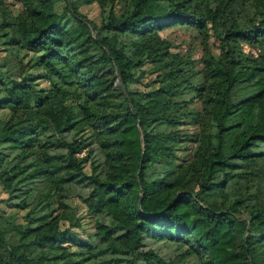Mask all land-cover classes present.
Returning <instances> with one entry per match:
<instances>
[{"label": "trees", "instance_id": "trees-1", "mask_svg": "<svg viewBox=\"0 0 264 264\" xmlns=\"http://www.w3.org/2000/svg\"><path fill=\"white\" fill-rule=\"evenodd\" d=\"M17 1L18 14L1 10V49L25 48L34 53L30 65L43 70L30 72L8 54L0 60V184L15 209L0 211V223L14 231L7 242L16 237L23 245L17 259L39 264L33 247L46 245L48 264H264V176L249 167L264 155V59L235 44L264 38V0L226 30L220 18L233 4L240 12L238 0H159L148 12L124 0L120 13L111 7L94 25L75 0ZM178 24L203 33L202 69L160 35ZM210 27L218 53L208 45ZM147 61L161 65L159 84L131 88ZM40 77L50 86H39ZM184 92L200 101L192 118L200 128L190 138L193 158L173 170L169 144L183 139L175 127L188 121L181 107L193 100L176 99ZM125 118L143 135L137 173L117 136ZM34 149L42 169L31 164ZM71 197L93 218L84 237L74 229L80 222ZM6 261L13 260L2 252L0 264Z\"/></svg>", "mask_w": 264, "mask_h": 264}, {"label": "rangeland", "instance_id": "rangeland-1", "mask_svg": "<svg viewBox=\"0 0 264 264\" xmlns=\"http://www.w3.org/2000/svg\"><path fill=\"white\" fill-rule=\"evenodd\" d=\"M219 1L223 0H215L211 3V6L216 5V3ZM253 2L254 0H238V3H241L240 6L238 5L241 9L240 12H236V7L234 4L226 12H224L220 18L223 29L226 30L229 28V25H231L232 20L235 18H240L243 20H246V18L248 19V17H250V15L255 10L253 7ZM75 3L77 4L78 10L90 20L89 22L91 25L99 24L103 16L111 7L117 14L120 13L124 7V0H93L90 2H85L84 0H75ZM161 4L162 1L160 2L159 0H138L137 8L139 10L148 12L160 7ZM3 9L16 15L21 12L22 6L17 0H0V13ZM21 19L23 25L29 28L28 16L26 14H21ZM14 23L18 24V21L14 20ZM3 30H5V28L0 27V33L3 32ZM159 33L161 36L167 39L170 44L171 51L177 52L183 58L192 59L193 62L190 63L191 66H194L198 69L203 68V62L201 60L203 55L204 35L200 32V30L191 25L178 24L166 27L160 30ZM207 41L210 49L214 53H218L220 51L219 40L216 37L213 28L211 27L209 28V36ZM235 44L242 53L251 55L256 59H264V38L261 40V42L254 45L248 44L244 40H236ZM1 48H3L2 45H0V60L4 55L8 54L10 61L14 63L17 62L18 59L22 58V62L25 63L26 68L29 67L30 72H43L42 68L30 65L32 62V56L34 54L33 52L18 46L10 47L7 49V51ZM143 68L144 73L140 82L130 83L129 86L131 88L149 90L159 84L158 78L162 74L161 65L157 62L147 61L144 63ZM37 82L39 86L44 88L50 86L49 81L44 77L37 79ZM115 83L117 82L115 81ZM193 96L194 95L192 92H184L176 96V99H185L189 101L192 100ZM200 106V101L197 98H193L191 103H189L185 108L181 107L182 117L186 118L188 121L175 127L177 135L183 136V139L172 141L169 144V155L167 158L172 160L170 166L173 170L177 169L178 163L188 162V160L192 159L194 156L196 142L194 139L190 138H192L196 132L198 133L200 126H198L197 123L192 122V118L199 113L198 110ZM26 117L31 126L37 125L36 115L34 112L28 111L26 113ZM117 136L121 140V149L124 152L127 167L131 172L137 173L140 163V153L141 149L143 148V135L140 126L133 119L125 118L121 123V129L117 133ZM30 156L31 164L35 169L38 170L45 167V163L43 162L38 149H34ZM249 167L258 175L264 176V155L253 157L250 160ZM86 170L89 171L88 165L86 166ZM57 188L60 194L66 193V186L64 184H57ZM255 191V189L252 190V192ZM5 196L6 193L0 184V211L14 212L15 209L9 208L6 205V202L4 201ZM67 202L71 204V211L73 213L75 210V216L78 217L80 222L78 227H75L74 229L79 233L80 236L84 237L89 231L92 230L93 218L85 212V206L78 197L67 198ZM20 214L21 211L18 212V220H21L19 217ZM68 222L69 220H63L62 226L66 225ZM12 234H14V231L9 223H0V256L2 252H5L7 256L13 260L12 262L6 261L4 264H22L21 261L17 259V256L21 253L23 247L22 243L16 237H13L7 242V238ZM122 240L126 243L130 242L131 234H127L126 236L122 237ZM168 246L169 244H165L162 248L165 250L168 249V251L171 252L172 248H168ZM33 250L38 256H40L39 264H48L50 262V260L45 257L48 246L35 245ZM184 256V254L179 255V259L183 258Z\"/></svg>", "mask_w": 264, "mask_h": 264}]
</instances>
